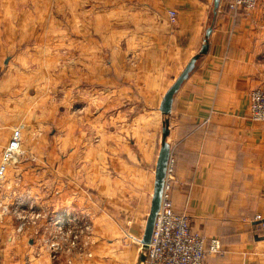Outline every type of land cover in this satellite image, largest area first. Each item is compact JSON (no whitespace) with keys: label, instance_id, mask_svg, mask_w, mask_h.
Listing matches in <instances>:
<instances>
[{"label":"crops","instance_id":"0c3cea01","mask_svg":"<svg viewBox=\"0 0 264 264\" xmlns=\"http://www.w3.org/2000/svg\"><path fill=\"white\" fill-rule=\"evenodd\" d=\"M213 2L0 0V158L13 127L25 149L7 168L3 194L27 183L47 210L92 207L94 224L90 254L66 262L49 258L32 227L17 232L5 217L0 264H137L165 120L174 209L222 243L204 264H264V121L249 109V92L264 86V0L236 18L225 0L215 11ZM209 26L207 51L162 114ZM39 127L50 129L41 139Z\"/></svg>","mask_w":264,"mask_h":264},{"label":"built area","instance_id":"2783aa9c","mask_svg":"<svg viewBox=\"0 0 264 264\" xmlns=\"http://www.w3.org/2000/svg\"><path fill=\"white\" fill-rule=\"evenodd\" d=\"M259 1L229 0L228 7L235 12L243 10L246 14H250L257 7ZM169 14L171 17L175 16L173 10H170ZM249 109L253 120L264 121V89L256 88L249 92ZM20 144L21 130L15 127L1 156L0 180L6 171L8 163L16 161L20 153ZM170 172L171 167L168 164L166 178ZM27 203H21L25 205V208L15 212L17 232L22 231L28 221L34 223L37 220H45L46 218V221L52 225L54 230L51 236H43L42 238L49 252L50 259L54 260L61 253H67L69 256L73 253H85V250L80 251V244L84 247L92 233V225L86 215L87 213L76 208L64 207L58 212L41 214L39 211L30 208L31 204ZM5 212L6 206H2L0 217ZM28 212L32 213L27 215ZM255 219L261 221L258 215L255 216ZM258 228L264 229V222H260ZM145 249V257L142 264H204L208 255H219L223 252L222 243L218 237L207 238L196 232L191 228L186 215L175 212L167 182H165L161 193L160 205L153 224L150 241Z\"/></svg>","mask_w":264,"mask_h":264},{"label":"rangeland","instance_id":"374dc122","mask_svg":"<svg viewBox=\"0 0 264 264\" xmlns=\"http://www.w3.org/2000/svg\"><path fill=\"white\" fill-rule=\"evenodd\" d=\"M262 0H260L259 1V3L257 4V7L259 6V4H260V2H261ZM228 2H229V0H225V4H224V8L227 10V12L229 13V14H231V16L233 17V18H236L237 16H238V14L239 13H244V14H246L243 10H237L236 12L235 11H232L229 7H228ZM257 7L256 8H254L253 9V11L252 12H254L256 9H257ZM217 8H218V6H217ZM170 12V11H169ZM175 12V11H174ZM251 14V13H250ZM249 15V14H248ZM256 88H262V89H264V86H258V87H256ZM256 88H254V89H256ZM117 114L120 112L121 113V108H120V106H117ZM18 127V126H17ZM13 128H15V127H13ZM13 128H12V130H13ZM18 128H20V130L22 129L21 127H18ZM49 130L50 129H43L42 127H39L38 128V130H37V137L38 138H43L42 136L45 134L46 135V133H48L49 132ZM12 133V132H11ZM162 135V134H161ZM23 137H22V131H21V144H20V149H19V154H18V157L20 156V155H22L24 152H25V149H24V146H23ZM37 145H38V149L39 150H44L45 149V143L44 142H41V141H38V143H37ZM88 145H91L92 147L95 145L93 142L92 143H89ZM160 145H161V143H160ZM6 146V145H5ZM4 149V148H3ZM159 149H160V147H159ZM158 152H159V150H158ZM2 153H3V151H2ZM98 155H100V153H98ZM157 155H158V153H157ZM1 156H2V154H1ZM18 157H17V159H16V161H14L13 163H11V162H9L8 163V165H7V167H6V171H7V168H9L10 166H13L14 164H15V162H17L18 161ZM156 159H157V157H156ZM0 160H1V158H0ZM37 162H39V164H42L41 166L42 167H46V159H45V155H44V157H39L38 156V159H37ZM99 164H100V167L102 168V167H104L105 169H109V164H108V162L106 161V160H101V161H99ZM155 164H156V161H155ZM112 166V165H111ZM118 166H120V165H118ZM168 167V166H167ZM122 169L123 168H119V169H111V171L113 172V174L112 175H117V177H121V175H119L120 173H121V171H122ZM6 171L4 172V175H3V177H2V179L0 180V210H1V208H2V206H6V212L5 213H3L2 214V216L0 217V220L1 219H3V218H5V217H12V219H14V220H16L15 219V216H16V213L15 212H19V210H23L24 208H25V205H22L21 203H25V202H28L27 204H31V207L30 208H33L35 211H39L41 214L42 213H52L53 211H51V210H47L46 208H45V206L44 205H40V204H38V203H36V198L35 197H29L31 194H30V189H29V186H28V184L26 183V184H24L22 187L25 189V190H22L19 194H17V195H15L14 193H13V191H15V182H12L11 184H13L12 186H13V189H12V187H10V189H12L11 191L12 192H8V193H6V195H4L3 194V191H2V188H1V186H2V183H3V181H4V179H5V177H6ZM127 175H129V171L126 173ZM39 178H38V183H42L41 185V187L43 188L44 187V185H45V182H46V180H47V175L46 174H43L42 176H38ZM107 177V176H106ZM126 177V176H125ZM129 177V176H128ZM105 178V176H103V175H101V179H104ZM165 182H167L168 183V185H169V195H170V198H171V193H170V189H171V187H170V182H169V176L166 178L165 177V180H164V184H165ZM17 184V186H18V184H19V182H17L16 183ZM164 184H163V187H164ZM153 186H154V183H153ZM9 186L7 185V188H8ZM9 189V188H8ZM162 191H163V188H162ZM152 192H153V189H152ZM87 196H90V198H91V201H96V204L98 205V206H100V204H101V202H100V198L96 195V198L92 195V192H90V191H88L87 192ZM151 197H152V194H151ZM19 200H21V201H19ZM88 200V199H87ZM171 200H172V198H171ZM37 201H39V198H37ZM32 202V203H31ZM150 203H151V200H150ZM172 204H173V202H172ZM71 207V206H70ZM69 207V208H70ZM84 207H85V204H84ZM72 208H74V207H72ZM87 208V210H89V211H91L92 212V207H89V206H87L86 207ZM149 208H150V205H149ZM173 208H174V206H173ZM175 210V209H174ZM38 212V213H39ZM91 212L89 213H87L86 215L88 216V218L90 219V223H91V225H92V233L90 234V236H89V241L86 243V245L83 247V245L82 244H80V246H81V250L80 251H83V250H87L88 249V245L91 243V238H92V235H93V227H94V224H93V217H92V215H91ZM175 212L176 213H179V214H183V213H180V212H177L176 210H175ZM32 212H28V214L27 215H30ZM93 213V212H92ZM148 213H149V210L147 211V213H146V215H145V222H146V218H147V216H148ZM185 215V214H184ZM156 217V216H155ZM188 218V217H187ZM127 219V218H126ZM189 220V219H188ZM155 221V220H154ZM16 222V221H15ZM261 222H264V221H261ZM189 223H190V221H189ZM27 225L22 229V231H20V232H24L27 228H29V227H32L35 231H34V233L36 232V234L37 235H39L40 237H38V240H39V242H40V245H41V247L44 249V251H46L47 252V254H48V256H49V252H48V250L46 249V245H45V242H44V240H42V238H43V236L44 237H47V236H51L52 234H53V227H52V225L50 224V223H48L47 221H46V218H45V220L44 219H42V220H37L36 222H30V221H28L27 223H26ZM126 226H128L129 227V223L126 225ZM144 226H145V224H144ZM191 226V225H190ZM192 228V227H191ZM15 229H16V231H17V224H15ZM194 230V229H193ZM143 231H144V227H143V229H142V232H141V235H140V237H139V239L142 237V234H143ZM196 232H199V231H197V230H195ZM49 232H51L50 234H48ZM200 233V232H199ZM203 235V234H202ZM205 236V235H204ZM207 237V236H206ZM212 237H216V236H212ZM207 238H210V237H207ZM135 240L137 241V244L139 245V248H140V250H141V252H143V259L142 260H140V258H139V262L137 263V264H142V262L144 261V257H145V254H144V250H143V248H142V245H141V243H140V240H138V237L137 238H135ZM146 250V249H145ZM76 252H79V251H76ZM75 252V253H76ZM74 254V253H73ZM72 254V255H73ZM85 255H89L90 253H84ZM71 255V254H70ZM71 255V256H72ZM209 256V255H208ZM65 258V261L66 262H70L69 261V259L67 260V258L69 257L70 258V256L69 255H67V253H61L59 256H57L56 258H54V260H56V259H59V258ZM49 258H50V256H49ZM207 258V257H206ZM52 260V259H51Z\"/></svg>","mask_w":264,"mask_h":264},{"label":"water","instance_id":"95a60500","mask_svg":"<svg viewBox=\"0 0 264 264\" xmlns=\"http://www.w3.org/2000/svg\"><path fill=\"white\" fill-rule=\"evenodd\" d=\"M218 2L219 0H214L213 2L214 11L217 9ZM211 30H212V26L207 27L205 31V38L203 44L201 45V48L199 49L198 53L191 57V59L188 61L182 72L178 75V77L175 79L173 84L168 88V90L164 94L161 105L159 106V110L161 111L162 114H168L170 112L174 93L177 91L181 83L187 78L190 71L193 69L196 60L207 51V47H208L207 37L211 33ZM167 124L168 121L165 120L162 127L161 145L157 155L155 169H154V186H153L149 213L146 218L142 237L140 238V243L142 245L143 250L147 247L150 241L155 216L157 214L160 205L161 193H162L164 180L166 177L167 166L169 163V145L165 141V136L168 132ZM142 259H143V252H141L140 255V260Z\"/></svg>","mask_w":264,"mask_h":264},{"label":"bare ground","instance_id":"6f19581e","mask_svg":"<svg viewBox=\"0 0 264 264\" xmlns=\"http://www.w3.org/2000/svg\"><path fill=\"white\" fill-rule=\"evenodd\" d=\"M159 209V208H158Z\"/></svg>","mask_w":264,"mask_h":264}]
</instances>
